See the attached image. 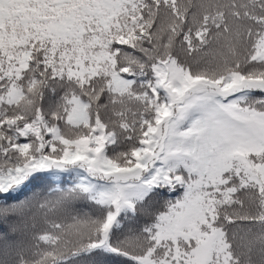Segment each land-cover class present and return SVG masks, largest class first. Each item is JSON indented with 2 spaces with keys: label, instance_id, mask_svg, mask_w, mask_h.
Masks as SVG:
<instances>
[{
  "label": "snow or ice",
  "instance_id": "obj_1",
  "mask_svg": "<svg viewBox=\"0 0 264 264\" xmlns=\"http://www.w3.org/2000/svg\"><path fill=\"white\" fill-rule=\"evenodd\" d=\"M0 264H264V0H0Z\"/></svg>",
  "mask_w": 264,
  "mask_h": 264
}]
</instances>
